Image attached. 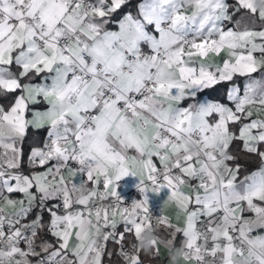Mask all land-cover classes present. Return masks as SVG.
<instances>
[{"label": "snow or ice", "instance_id": "snow-or-ice-1", "mask_svg": "<svg viewBox=\"0 0 264 264\" xmlns=\"http://www.w3.org/2000/svg\"><path fill=\"white\" fill-rule=\"evenodd\" d=\"M131 3L0 0V264H264V0Z\"/></svg>", "mask_w": 264, "mask_h": 264}, {"label": "crops", "instance_id": "crops-1", "mask_svg": "<svg viewBox=\"0 0 264 264\" xmlns=\"http://www.w3.org/2000/svg\"><path fill=\"white\" fill-rule=\"evenodd\" d=\"M129 11H134V10H129ZM110 27H113L114 28L115 26L114 25H110ZM36 82H39V80H37ZM38 99H40V102L37 103L38 106H33V107L36 108V109H39V110H44L47 107L46 103L43 101L42 98H38ZM125 179L127 180V183L129 185H134V184H136L138 182V179L137 178H133V177H127ZM166 194H167V190L165 189L159 195L152 196L150 198V203H158V204L161 205L162 201L166 198ZM18 195L19 194H17V196ZM166 214H169V215H173L174 216V210L173 209H167L166 210ZM160 256L161 257L168 256L167 250H165V249L162 248L161 249V255ZM167 264H168V260H167Z\"/></svg>", "mask_w": 264, "mask_h": 264}, {"label": "built area", "instance_id": "built-area-1", "mask_svg": "<svg viewBox=\"0 0 264 264\" xmlns=\"http://www.w3.org/2000/svg\"><path fill=\"white\" fill-rule=\"evenodd\" d=\"M122 186H124V191L121 193L122 197L125 199L126 202H130L131 199L133 198V195H130V193L134 194L135 193V188L134 185H129L127 183V180L124 179V181L121 182ZM152 205V211L155 214L159 213V208L160 204L158 203H150Z\"/></svg>", "mask_w": 264, "mask_h": 264}, {"label": "trees", "instance_id": "trees-1", "mask_svg": "<svg viewBox=\"0 0 264 264\" xmlns=\"http://www.w3.org/2000/svg\"><path fill=\"white\" fill-rule=\"evenodd\" d=\"M136 2H137V0H132L131 5H129V6L125 9V11L135 10V9H134V5H135ZM37 80H39V78H38ZM212 95L215 96L216 93H212ZM33 106H38V104H35V105H33ZM250 167L254 168L255 165H250ZM15 195H17V194H15ZM167 260H168V256H166V257H161V256H160L159 261H158V264H167Z\"/></svg>", "mask_w": 264, "mask_h": 264}, {"label": "clouds", "instance_id": "clouds-1", "mask_svg": "<svg viewBox=\"0 0 264 264\" xmlns=\"http://www.w3.org/2000/svg\"><path fill=\"white\" fill-rule=\"evenodd\" d=\"M150 236V233L145 234V238H148Z\"/></svg>", "mask_w": 264, "mask_h": 264}]
</instances>
